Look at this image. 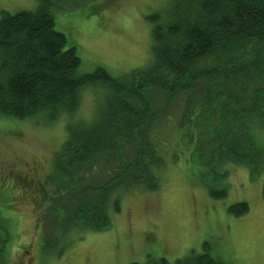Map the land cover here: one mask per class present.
Wrapping results in <instances>:
<instances>
[{
  "label": "trees",
  "instance_id": "16d2710c",
  "mask_svg": "<svg viewBox=\"0 0 264 264\" xmlns=\"http://www.w3.org/2000/svg\"><path fill=\"white\" fill-rule=\"evenodd\" d=\"M93 1L36 0L35 9L0 18V119H74L85 87L103 88L96 116L70 121L39 185L43 217L56 227L45 237L50 245L54 236L111 228L127 192L159 191L175 133L207 169L201 180L230 165L264 175V0H172L147 17L151 60L121 77L101 67L80 73L76 47L56 29L55 13ZM211 183H204L211 196L226 197L225 183ZM5 223L0 214V264H9ZM179 261L228 264L209 251Z\"/></svg>",
  "mask_w": 264,
  "mask_h": 264
},
{
  "label": "rangeland",
  "instance_id": "374dc122",
  "mask_svg": "<svg viewBox=\"0 0 264 264\" xmlns=\"http://www.w3.org/2000/svg\"><path fill=\"white\" fill-rule=\"evenodd\" d=\"M171 3L94 0L55 13V25L67 35V46L76 47L80 73L101 67L121 77L151 60L147 17ZM36 7V0H0V18L3 11ZM85 88L74 119L67 114L53 122L44 117L0 119V214L7 224L9 264H158L163 257L177 264L191 252L207 251L228 264H264V175L252 178L246 167L230 165L222 176L201 180L207 169L192 161L186 136L176 133L164 147L159 191L127 192L111 228L74 232L60 240L54 236L56 243L48 244L45 237L56 227L43 217L39 185L53 171L70 121L84 120V111L91 113L85 122L96 116L103 88ZM211 182L225 183L226 197H218L220 190L211 196L205 186ZM239 204L248 209L240 211Z\"/></svg>",
  "mask_w": 264,
  "mask_h": 264
},
{
  "label": "clouds",
  "instance_id": "9594fccd",
  "mask_svg": "<svg viewBox=\"0 0 264 264\" xmlns=\"http://www.w3.org/2000/svg\"><path fill=\"white\" fill-rule=\"evenodd\" d=\"M82 118H83L84 120H88V119H90V118H91V113L88 112V111H84L83 114H82Z\"/></svg>",
  "mask_w": 264,
  "mask_h": 264
}]
</instances>
